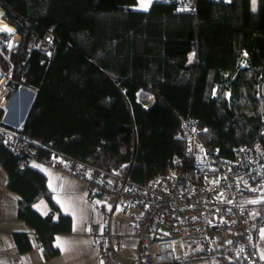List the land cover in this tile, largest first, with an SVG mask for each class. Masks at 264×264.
Returning a JSON list of instances; mask_svg holds the SVG:
<instances>
[{"label":"trees","instance_id":"obj_1","mask_svg":"<svg viewBox=\"0 0 264 264\" xmlns=\"http://www.w3.org/2000/svg\"><path fill=\"white\" fill-rule=\"evenodd\" d=\"M136 2L0 0L20 36L8 61L0 56V68L35 91L22 124L8 127L27 141L35 161L60 155L143 186L174 156L193 175L184 157L186 118L204 130L201 140L217 159L231 160L238 143L263 141L264 0H198L192 15L173 0H153L147 10L135 9ZM45 31L57 38L50 57L27 45ZM7 38L0 32L2 48ZM139 92L150 98L147 105ZM4 114L0 107L2 125ZM17 162L0 143L6 188L31 230L12 233L14 248L24 253L37 244L48 260L59 254L55 236L70 232L71 216L46 174ZM41 198L46 214L33 206Z\"/></svg>","mask_w":264,"mask_h":264},{"label":"built area","instance_id":"obj_2","mask_svg":"<svg viewBox=\"0 0 264 264\" xmlns=\"http://www.w3.org/2000/svg\"><path fill=\"white\" fill-rule=\"evenodd\" d=\"M173 1L182 13H196L198 0ZM55 39L54 33L45 31L32 35L27 45L50 57ZM0 54L8 61L2 48ZM25 88L13 80L11 69L0 71V107L5 108L9 95L12 98ZM2 122L6 126L0 124V143L18 157L17 168L35 161L27 141L8 127L4 116ZM181 128L186 139L184 157L190 160L197 181L185 170L181 156H174L163 172L143 186L60 155L45 163L81 181L91 195L138 209L134 232L138 253L128 263L118 253L120 237L109 224L86 221V233L95 239L104 264H216L222 258L233 264H263L257 238L264 232V128L263 141L234 145L231 160L213 157L201 140L204 130L192 118L182 120Z\"/></svg>","mask_w":264,"mask_h":264},{"label":"crops","instance_id":"obj_3","mask_svg":"<svg viewBox=\"0 0 264 264\" xmlns=\"http://www.w3.org/2000/svg\"><path fill=\"white\" fill-rule=\"evenodd\" d=\"M28 89L26 87L20 90L9 100L4 117L12 125L20 126L24 120V115L22 117L19 115L21 107L26 100L28 102L31 91H34ZM31 164L46 174L48 185L53 192H56V196L60 193L55 200L61 211L71 216V230L55 236V245L57 246L59 242L63 245V250L58 247L59 254L51 259L43 258L37 244H34L33 249L28 252L17 253L12 233L14 231L31 233V230L16 216L17 201L13 196L16 194H8L7 176L6 173L3 174V168L0 167V264H104L95 239L86 233V221L89 219L109 224L110 230L119 235L118 253L125 262H130L137 255V240L134 232L139 212L135 206L120 204L118 207V203L111 198H108L107 207L104 203L92 205L74 189L72 183L77 179L57 172L46 163L33 161ZM37 203L33 205L35 209L41 214H46L49 208L42 213L36 207ZM73 204H75L74 207Z\"/></svg>","mask_w":264,"mask_h":264},{"label":"rangeland","instance_id":"obj_4","mask_svg":"<svg viewBox=\"0 0 264 264\" xmlns=\"http://www.w3.org/2000/svg\"><path fill=\"white\" fill-rule=\"evenodd\" d=\"M152 2H153V0H152ZM152 2H151V4H152ZM150 4V5H151ZM149 5V6H150ZM135 9H137V10H142L140 7H139V3H138V0H137V2H136V4H135ZM149 8V7H148ZM147 8V9H148ZM0 19H2V20H4L5 21V19H4V17H3V11H2V8H1V6H0ZM6 22V21H5ZM14 27V26H13ZM13 31H16V29H15V27H14V30ZM0 32H2V33H4V34H6L7 35V39L6 40H1V43L2 44H4V48H2L1 46H0V48H2V52H3V54L5 55V56H8V52L10 51V50H12V49H9L8 48V46H10V34H8L7 32H4V31H0ZM19 38H20V36H19ZM1 45V44H0ZM14 48V47H13ZM0 56H2L1 54H0ZM4 57V56H3ZM0 71H2L1 70V68H0ZM11 96L9 95L8 97H7V104L8 103H10V101H9V98H10ZM11 99V98H10ZM138 99H142L143 100V103H145V105H147L149 102H150V98H143L142 97V93L141 92H139L138 93ZM27 101V100H26ZM24 102V104H23V106L21 107V112H20V117H22L23 116V111H24V108H25V106H26V104H27V102ZM149 101V102H148ZM7 104H6V106H7ZM5 106V109H6V111H7V107ZM34 164H36V163H34ZM37 165V164H36ZM38 166V165H37ZM39 166H41V165H39ZM3 170V174H5L6 172L4 171V169H2ZM4 176V175H3ZM5 178V177H4ZM74 180V179H73ZM72 185H73V187H74V189L76 190V192L78 193V195H83L84 196V199H86L89 203H91L92 205H97V204H102V203H104L105 205H106V207H107V204H109V201H108V199H107V201L105 200L106 198H103V197H99V196H91L90 195V193H89V191H88V189H87V187H86V185H84L83 183H81L80 181H77V180H74V182L72 183ZM0 187H1V184H0ZM8 192V194H15V193H13L12 191H10V190H8L7 191ZM53 197L55 198H58V196L60 195V193H58L57 194V196H56V192H54L53 193ZM13 196H15V198H16V201H17V195H13ZM120 205V203H118L117 204V206L118 207H120L119 206ZM75 206V204H73V207ZM36 207H38V209H40L41 211H42V213H44V211H47L48 210V205H47V203H46V201H45V199H43V198H41L39 201H38V203L36 204ZM35 208V207H34ZM79 210H80V204H79V208H78ZM77 209V210H78ZM123 253V252H122ZM257 253H258V255L261 257V258H263L264 257V235H262V231H260L259 232V234H258V238H257Z\"/></svg>","mask_w":264,"mask_h":264},{"label":"bare ground","instance_id":"obj_5","mask_svg":"<svg viewBox=\"0 0 264 264\" xmlns=\"http://www.w3.org/2000/svg\"><path fill=\"white\" fill-rule=\"evenodd\" d=\"M11 29L12 31L9 33L7 31H4V32H7L8 34H10V45H12L14 42H16L19 38V34L16 32V31H13L14 30V27L10 24H8L7 22H5L4 20L0 19V31L3 29Z\"/></svg>","mask_w":264,"mask_h":264},{"label":"snow or ice","instance_id":"obj_6","mask_svg":"<svg viewBox=\"0 0 264 264\" xmlns=\"http://www.w3.org/2000/svg\"><path fill=\"white\" fill-rule=\"evenodd\" d=\"M152 0H138V3H139V7L142 9V10H147V8L149 7V5L151 4ZM253 3H255V0H253ZM3 31H7V32H11L12 30L11 29H3ZM253 203H256V202H259V201H252ZM262 235H264V232H262ZM58 241H59V238H58ZM58 247H61V249L63 250V245L60 244L58 242L57 244Z\"/></svg>","mask_w":264,"mask_h":264},{"label":"water","instance_id":"obj_7","mask_svg":"<svg viewBox=\"0 0 264 264\" xmlns=\"http://www.w3.org/2000/svg\"><path fill=\"white\" fill-rule=\"evenodd\" d=\"M28 90H29V89H28ZM29 91H31V90H29ZM30 94H31V97L28 99V102H27V104H26V106H25V108H24V111H23V115H24L23 118H25V116H26V114H27V112H28V110H29V107H30V105H31V103H32V101H33L34 96H35V91H31ZM4 121H5L9 126H14V127H18V126H19V125H12L10 122L6 121L5 117H4Z\"/></svg>","mask_w":264,"mask_h":264},{"label":"clouds","instance_id":"obj_8","mask_svg":"<svg viewBox=\"0 0 264 264\" xmlns=\"http://www.w3.org/2000/svg\"><path fill=\"white\" fill-rule=\"evenodd\" d=\"M19 40H20V38H18V40H17L16 44L19 42ZM16 44H15L13 47H15V46H16ZM13 47H12V48H13ZM12 48H11V49H12ZM9 100H10V99H9ZM7 105H8V104H7ZM6 107H7V106H6ZM5 113H6V109H5ZM4 115H5V114H4ZM12 127H14V126H12ZM18 127H19V126H18Z\"/></svg>","mask_w":264,"mask_h":264}]
</instances>
